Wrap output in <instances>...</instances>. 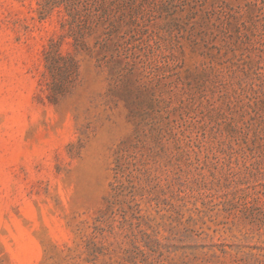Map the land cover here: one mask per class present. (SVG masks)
Segmentation results:
<instances>
[{"label":"rangeland","instance_id":"obj_1","mask_svg":"<svg viewBox=\"0 0 264 264\" xmlns=\"http://www.w3.org/2000/svg\"><path fill=\"white\" fill-rule=\"evenodd\" d=\"M0 264H264V0H0Z\"/></svg>","mask_w":264,"mask_h":264},{"label":"trees","instance_id":"obj_2","mask_svg":"<svg viewBox=\"0 0 264 264\" xmlns=\"http://www.w3.org/2000/svg\"><path fill=\"white\" fill-rule=\"evenodd\" d=\"M103 46H106V43H102Z\"/></svg>","mask_w":264,"mask_h":264}]
</instances>
